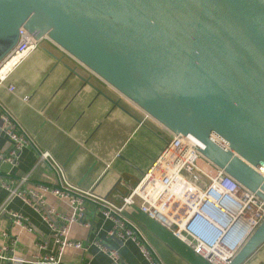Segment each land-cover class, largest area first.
Instances as JSON below:
<instances>
[{
	"label": "water",
	"instance_id": "95a60500",
	"mask_svg": "<svg viewBox=\"0 0 264 264\" xmlns=\"http://www.w3.org/2000/svg\"><path fill=\"white\" fill-rule=\"evenodd\" d=\"M22 26L264 200V0H0V60Z\"/></svg>",
	"mask_w": 264,
	"mask_h": 264
},
{
	"label": "crops",
	"instance_id": "0c3cea01",
	"mask_svg": "<svg viewBox=\"0 0 264 264\" xmlns=\"http://www.w3.org/2000/svg\"><path fill=\"white\" fill-rule=\"evenodd\" d=\"M0 103L32 140L16 165L0 166V175L14 188H20L21 178H27L21 188L57 185L53 166L39 161L40 153L48 151L70 183L120 202L160 157L162 141L169 140L164 126L153 118L141 124V108L47 38L0 86ZM11 144L6 135L0 136V157ZM9 194L7 188H0V209L24 214L31 231L13 226L9 216L2 214L0 243L15 241L14 253L23 264H110L97 243L117 249L125 264H150L136 242L111 235L114 222L91 201L85 202L83 220L67 225L69 238L81 242L82 248L67 247L57 261H42L43 255H58L55 233L64 223L55 216L52 227L31 205L19 198L8 200ZM44 200L61 215L77 213L67 200L53 194L45 193ZM124 215L142 231L163 264H212L137 205L129 206ZM243 264H264V243Z\"/></svg>",
	"mask_w": 264,
	"mask_h": 264
},
{
	"label": "built area",
	"instance_id": "2783aa9c",
	"mask_svg": "<svg viewBox=\"0 0 264 264\" xmlns=\"http://www.w3.org/2000/svg\"><path fill=\"white\" fill-rule=\"evenodd\" d=\"M42 40L24 26L20 27L17 43L0 60V86L29 54L40 47ZM8 89L14 92L15 87L9 85ZM24 99L28 100V97ZM143 112L141 124L152 118ZM0 117L3 122L0 136L6 135L12 143L8 153L0 157V166L2 163L16 165L23 149L32 140L1 103ZM169 133L171 140L164 144L160 157L120 202L70 183L63 167L48 151L40 153L39 161H47L53 166L59 177L57 185L21 188L27 180L21 178L18 181L20 188H14L0 175V188L5 187L10 192L8 200L19 198L31 205L54 228L55 216L64 223L55 233L59 244L58 255H43L40 260L55 262L65 248H82L81 242L69 238L67 225L83 220L85 202L91 201L107 219L114 222L111 235L136 242L150 264L163 262L150 247L142 231L125 217L129 206L137 205L148 217L162 223L210 263L230 264L245 241L263 223L264 200L182 136L171 131ZM45 193L67 200L77 209V213L73 216L57 213L46 205ZM2 214L9 216L13 226L31 231L29 219L24 214L4 207L0 209ZM14 242L8 245L0 243L3 264H23L24 260L14 253ZM97 245L109 256L110 264H125L117 249L103 243ZM41 246L44 247L45 243Z\"/></svg>",
	"mask_w": 264,
	"mask_h": 264
},
{
	"label": "rangeland",
	"instance_id": "374dc122",
	"mask_svg": "<svg viewBox=\"0 0 264 264\" xmlns=\"http://www.w3.org/2000/svg\"><path fill=\"white\" fill-rule=\"evenodd\" d=\"M166 137L168 138L169 137V140H171V137H170V133L166 135ZM165 140V139H164ZM167 140V139H166ZM165 142L162 141V147L164 146Z\"/></svg>",
	"mask_w": 264,
	"mask_h": 264
}]
</instances>
